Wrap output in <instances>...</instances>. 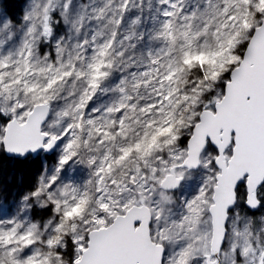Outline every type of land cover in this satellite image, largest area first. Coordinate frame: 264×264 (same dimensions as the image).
Wrapping results in <instances>:
<instances>
[{
    "label": "snow or ice",
    "instance_id": "obj_1",
    "mask_svg": "<svg viewBox=\"0 0 264 264\" xmlns=\"http://www.w3.org/2000/svg\"><path fill=\"white\" fill-rule=\"evenodd\" d=\"M0 0V264H264V0Z\"/></svg>",
    "mask_w": 264,
    "mask_h": 264
},
{
    "label": "trees",
    "instance_id": "obj_2",
    "mask_svg": "<svg viewBox=\"0 0 264 264\" xmlns=\"http://www.w3.org/2000/svg\"><path fill=\"white\" fill-rule=\"evenodd\" d=\"M6 2L12 5V12L19 15L23 0H6ZM33 180L34 175L30 169H20L7 161L0 163V182L7 183L12 191L15 188L19 190L21 187H26Z\"/></svg>",
    "mask_w": 264,
    "mask_h": 264
},
{
    "label": "rangeland",
    "instance_id": "obj_3",
    "mask_svg": "<svg viewBox=\"0 0 264 264\" xmlns=\"http://www.w3.org/2000/svg\"><path fill=\"white\" fill-rule=\"evenodd\" d=\"M16 191H18V189H17V188L13 189V193H14V192H16Z\"/></svg>",
    "mask_w": 264,
    "mask_h": 264
}]
</instances>
